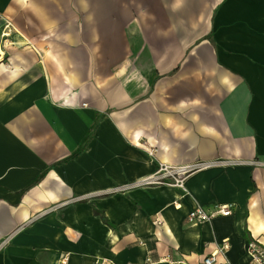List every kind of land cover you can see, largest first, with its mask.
Returning <instances> with one entry per match:
<instances>
[{"label": "crops", "instance_id": "crops-1", "mask_svg": "<svg viewBox=\"0 0 264 264\" xmlns=\"http://www.w3.org/2000/svg\"><path fill=\"white\" fill-rule=\"evenodd\" d=\"M225 239L233 264L264 244V0H0V264H204Z\"/></svg>", "mask_w": 264, "mask_h": 264}, {"label": "built area", "instance_id": "built-area-1", "mask_svg": "<svg viewBox=\"0 0 264 264\" xmlns=\"http://www.w3.org/2000/svg\"><path fill=\"white\" fill-rule=\"evenodd\" d=\"M208 166L204 161H198L192 165L174 166L169 164L157 165L156 169L143 182L147 184H166L169 186L183 187L187 175L201 167ZM142 183V181H140ZM235 211L234 203H214L212 205L196 204L188 213V219L192 222L212 220L218 216L232 215ZM230 249L229 239H225L220 247L204 256V264H216L220 253L225 257ZM246 254L252 264H264V244L257 239L246 242ZM168 264H175L170 257L165 258ZM220 264H233L227 257Z\"/></svg>", "mask_w": 264, "mask_h": 264}, {"label": "rangeland", "instance_id": "rangeland-1", "mask_svg": "<svg viewBox=\"0 0 264 264\" xmlns=\"http://www.w3.org/2000/svg\"><path fill=\"white\" fill-rule=\"evenodd\" d=\"M150 1H153V0H142V2H150ZM166 1H168V0H166ZM205 1V3L206 2H208L209 0H204ZM212 3H213V1H212ZM7 30H9V29H7ZM9 33V32H8Z\"/></svg>", "mask_w": 264, "mask_h": 264}, {"label": "trees", "instance_id": "trees-1", "mask_svg": "<svg viewBox=\"0 0 264 264\" xmlns=\"http://www.w3.org/2000/svg\"><path fill=\"white\" fill-rule=\"evenodd\" d=\"M109 222V220H107Z\"/></svg>", "mask_w": 264, "mask_h": 264}]
</instances>
